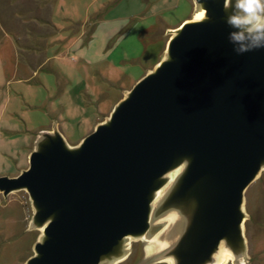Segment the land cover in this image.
<instances>
[{"label":"water","instance_id":"obj_1","mask_svg":"<svg viewBox=\"0 0 264 264\" xmlns=\"http://www.w3.org/2000/svg\"><path fill=\"white\" fill-rule=\"evenodd\" d=\"M192 3L159 61L87 135L69 144L53 125L25 168L0 175L3 199L26 192V229L38 231L23 264H113L131 241L154 239L151 262L246 260L244 191L264 169V48L237 55L224 0Z\"/></svg>","mask_w":264,"mask_h":264},{"label":"rangeland","instance_id":"obj_2","mask_svg":"<svg viewBox=\"0 0 264 264\" xmlns=\"http://www.w3.org/2000/svg\"><path fill=\"white\" fill-rule=\"evenodd\" d=\"M192 15V0H0V175L25 168L37 134L53 125L69 144L87 135L159 61L167 32ZM12 36L39 50L20 60ZM244 210L245 261L264 264V169L244 191ZM30 214L25 191L0 194V264L31 254L38 231L26 229ZM157 250L131 241L121 264H167L149 261Z\"/></svg>","mask_w":264,"mask_h":264},{"label":"clouds","instance_id":"obj_3","mask_svg":"<svg viewBox=\"0 0 264 264\" xmlns=\"http://www.w3.org/2000/svg\"><path fill=\"white\" fill-rule=\"evenodd\" d=\"M224 8L228 12L226 23L234 29L228 40L235 53L241 55L264 48V0H224ZM113 264H121L120 259ZM240 264L247 262L241 259Z\"/></svg>","mask_w":264,"mask_h":264},{"label":"crops","instance_id":"obj_4","mask_svg":"<svg viewBox=\"0 0 264 264\" xmlns=\"http://www.w3.org/2000/svg\"><path fill=\"white\" fill-rule=\"evenodd\" d=\"M16 17H18V16H16ZM35 20H38V22H39V24L40 25H44V26H48V27H50V29H52V31H53V29H54V27H53V25L49 22V20L45 17V18H43V17H37V19H35ZM102 20H100V19H98L97 20V22H95L94 24H92V27H91V29H90V31L91 32H93V31H95L96 30V26H97V24L98 23H100ZM21 23H26V20L25 19H21V21H20ZM82 24H84V22H81L80 23V28L82 27ZM26 32L27 33H29L27 30H26ZM26 36H30V35H26ZM25 36V37H26ZM36 37H37V35H35ZM12 38H13V43H14V45H15V50L17 51V54H18V57H19V59L21 60V56L23 55V53L25 54V51H28V50H30L31 48L34 50V51H36V50H39V46L37 47V46H32L33 45V43H28V41H27V45H19L18 43H17V39L15 38V37H13L12 36ZM41 38V37H40ZM90 38V37H89ZM26 39H27V37H26ZM81 47H85V45H86V43H85V41H83V42H81ZM32 50V51H33ZM27 54V53H26ZM26 54L25 55H23L22 57H24L23 58V60H25V56H26ZM47 59V58H46ZM45 60V59H44ZM47 61V60H46ZM43 62V61H42ZM41 62V63H42ZM26 64L27 65H29L30 67L31 66H33L32 65V63L29 61V62H27L26 61ZM40 63L38 62L37 63V65H39Z\"/></svg>","mask_w":264,"mask_h":264},{"label":"bare ground","instance_id":"obj_5","mask_svg":"<svg viewBox=\"0 0 264 264\" xmlns=\"http://www.w3.org/2000/svg\"><path fill=\"white\" fill-rule=\"evenodd\" d=\"M155 241H156V239H154V243H155ZM154 243H148L150 250H154L156 248ZM227 259H228V254L227 253H224V254L220 255L218 261L225 262Z\"/></svg>","mask_w":264,"mask_h":264},{"label":"flooded vegetation","instance_id":"obj_6","mask_svg":"<svg viewBox=\"0 0 264 264\" xmlns=\"http://www.w3.org/2000/svg\"><path fill=\"white\" fill-rule=\"evenodd\" d=\"M129 254H130V253H129ZM129 254H128V255H129ZM128 255H127V256H128ZM126 258H127V257H126ZM126 258H124V259H123L122 261H120V262H123V261H125V260H126Z\"/></svg>","mask_w":264,"mask_h":264},{"label":"snow or ice","instance_id":"obj_7","mask_svg":"<svg viewBox=\"0 0 264 264\" xmlns=\"http://www.w3.org/2000/svg\"><path fill=\"white\" fill-rule=\"evenodd\" d=\"M201 16H202V14H201Z\"/></svg>","mask_w":264,"mask_h":264}]
</instances>
